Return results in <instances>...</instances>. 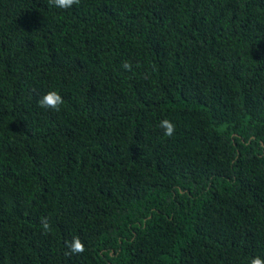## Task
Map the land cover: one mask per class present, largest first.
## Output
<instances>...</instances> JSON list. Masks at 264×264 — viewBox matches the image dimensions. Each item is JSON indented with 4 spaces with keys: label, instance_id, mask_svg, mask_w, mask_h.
Listing matches in <instances>:
<instances>
[{
    "label": "trees",
    "instance_id": "16d2710c",
    "mask_svg": "<svg viewBox=\"0 0 264 264\" xmlns=\"http://www.w3.org/2000/svg\"><path fill=\"white\" fill-rule=\"evenodd\" d=\"M256 256L264 0H0V264Z\"/></svg>",
    "mask_w": 264,
    "mask_h": 264
},
{
    "label": "clouds",
    "instance_id": "9594fccd",
    "mask_svg": "<svg viewBox=\"0 0 264 264\" xmlns=\"http://www.w3.org/2000/svg\"><path fill=\"white\" fill-rule=\"evenodd\" d=\"M79 2L80 0H49V3L58 9H68ZM122 68L131 70L132 65L128 61H123ZM37 103L42 109L58 112L61 110L64 100L59 92L53 89L45 92ZM158 126L163 129V135L166 137H171L175 133V124L167 118L160 120ZM41 230L44 234H48L51 231V225L47 218L42 219ZM65 246L67 248L65 255H79L85 250L84 244L78 237H73L70 242L66 241ZM249 264H264V259L259 256L252 257L249 260Z\"/></svg>",
    "mask_w": 264,
    "mask_h": 264
}]
</instances>
